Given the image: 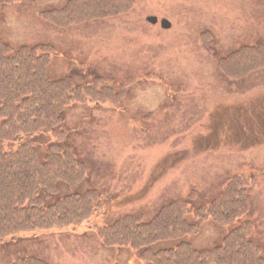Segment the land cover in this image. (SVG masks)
<instances>
[{"label": "rangeland", "instance_id": "1", "mask_svg": "<svg viewBox=\"0 0 264 264\" xmlns=\"http://www.w3.org/2000/svg\"><path fill=\"white\" fill-rule=\"evenodd\" d=\"M67 1L0 0V33L13 48L53 45L51 80H98L99 90H110L114 100L69 105L59 125L63 138L42 130L0 140V147L11 152L31 143L44 157L59 142L85 162L83 182L72 190L61 182L59 192L46 194V205L88 190L101 196L81 225L21 234L0 245V264L29 255L52 264H149L134 249L104 247L97 228L131 214L151 220L192 192L186 217L195 222L194 208L209 206L225 185L248 174L258 186L246 215L226 224L205 220L197 234L157 242L152 250L181 241L198 250L214 248L238 224L251 221L264 256V146L243 140L256 135L236 115L241 105L264 101V67L242 81H231L219 67L220 58L242 44L264 45V0H134L122 14L65 29L43 18L46 9ZM150 16L159 22L151 23ZM161 19L171 21L170 29L162 28ZM206 31L211 40L202 35ZM249 145L254 148L242 150Z\"/></svg>", "mask_w": 264, "mask_h": 264}, {"label": "trees", "instance_id": "2", "mask_svg": "<svg viewBox=\"0 0 264 264\" xmlns=\"http://www.w3.org/2000/svg\"><path fill=\"white\" fill-rule=\"evenodd\" d=\"M133 7V0H68L43 14L49 22L65 28L119 15ZM53 50L52 45L43 43L13 48L0 34V140L11 141L42 130L62 137L59 125L65 121L69 105L86 99L114 100L110 90H99L98 80L91 85L78 84L71 75L51 80L48 67ZM219 61L228 77L242 78L264 67V46L242 45ZM46 151L43 157L31 143L11 152L0 147V243L33 231L79 225L95 213L101 196L96 190L68 195L46 206L43 197L58 192L61 182L72 189L87 175L85 163L71 147L58 142ZM255 183L254 178L236 176L222 196L194 211L195 223L186 218L189 203L178 200L150 221L131 214L108 227H98L97 233L105 247H130L151 264H264L250 221L241 223L214 248L198 250L183 241L168 249H151L159 241L197 234L205 220L226 224L245 215L250 205L248 194ZM12 264L48 263L28 257Z\"/></svg>", "mask_w": 264, "mask_h": 264}, {"label": "flooded vegetation", "instance_id": "3", "mask_svg": "<svg viewBox=\"0 0 264 264\" xmlns=\"http://www.w3.org/2000/svg\"><path fill=\"white\" fill-rule=\"evenodd\" d=\"M261 99L262 98L260 99L256 98L255 104L248 102L244 106L241 105L240 110L243 111L236 113L237 119L239 118L244 119V121L246 122V124L242 127L244 129L248 128L252 130L253 133H255L256 130H260L264 132V101L261 103ZM219 114L221 116L222 112Z\"/></svg>", "mask_w": 264, "mask_h": 264}, {"label": "water", "instance_id": "4", "mask_svg": "<svg viewBox=\"0 0 264 264\" xmlns=\"http://www.w3.org/2000/svg\"><path fill=\"white\" fill-rule=\"evenodd\" d=\"M149 20H150L152 23H157V22H158V18H157V17H149ZM170 25H171V23H170L168 20L164 19V20L162 21V26H163V27H165V28H170Z\"/></svg>", "mask_w": 264, "mask_h": 264}]
</instances>
